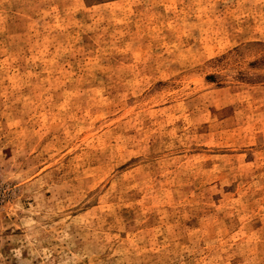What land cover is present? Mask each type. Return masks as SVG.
<instances>
[{
	"label": "rangeland",
	"instance_id": "obj_1",
	"mask_svg": "<svg viewBox=\"0 0 264 264\" xmlns=\"http://www.w3.org/2000/svg\"><path fill=\"white\" fill-rule=\"evenodd\" d=\"M0 264H264V0H0Z\"/></svg>",
	"mask_w": 264,
	"mask_h": 264
}]
</instances>
